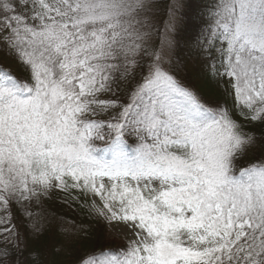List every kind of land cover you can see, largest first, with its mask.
Instances as JSON below:
<instances>
[{"label":"snow or ice","instance_id":"1","mask_svg":"<svg viewBox=\"0 0 264 264\" xmlns=\"http://www.w3.org/2000/svg\"><path fill=\"white\" fill-rule=\"evenodd\" d=\"M180 10L156 47L153 0H0V44L29 71L0 67V210L31 205L39 235L52 189L99 197L98 214L131 222L137 238L84 264H264V133L179 78L169 36ZM210 18L213 77L228 78L245 120L264 123V0H215ZM8 257L0 248V264Z\"/></svg>","mask_w":264,"mask_h":264},{"label":"trees","instance_id":"2","mask_svg":"<svg viewBox=\"0 0 264 264\" xmlns=\"http://www.w3.org/2000/svg\"><path fill=\"white\" fill-rule=\"evenodd\" d=\"M214 3L215 0H178L181 6V21L177 32L170 38L177 45L176 59L181 69L179 78L192 87L209 107L228 109L233 118L244 125L245 131L260 137L264 133V123L245 120L240 115L235 93L228 78L212 75L211 64L218 60V56L215 48L207 47V38L210 35V13ZM159 17L160 25L165 21L166 12ZM156 36L160 42V31ZM216 47H219L218 43ZM0 53L7 59V64L0 67L12 71L21 79L29 76V71L19 62L17 55L5 45L4 49L0 48ZM145 65L144 62V68ZM139 74L137 71L135 80H139ZM219 83L224 85L227 91L225 98L216 92L215 86ZM133 86L134 81L121 85L118 95L122 103L128 102V95ZM128 143L134 147L136 139ZM253 155L254 153L249 152L241 157L237 167L246 166L253 159ZM42 204L43 215L47 217L51 227L37 235L32 229V221L22 218L23 224L18 226V232L26 243L24 247H7L9 263L37 264L39 260L40 264H84L90 257L98 256L102 252L127 249L129 246L105 241L106 224L103 223L102 217L91 209L89 195L78 189H72L69 194L54 188L42 200ZM65 228L75 230L70 247L65 244V234L68 233Z\"/></svg>","mask_w":264,"mask_h":264},{"label":"rangeland","instance_id":"3","mask_svg":"<svg viewBox=\"0 0 264 264\" xmlns=\"http://www.w3.org/2000/svg\"><path fill=\"white\" fill-rule=\"evenodd\" d=\"M173 4H178V0H153L154 5V21H153V37H152V43L156 47L160 46L161 40L164 39L166 36H168V33L165 32V26L169 19V10L172 7ZM166 12L165 21L159 25L160 21V15H163ZM160 31V42H158L157 38V32ZM170 38V36H169ZM1 49H4V45L1 44ZM145 68L144 72L146 73L147 70V60L145 59ZM7 64V59L4 54L0 53V66H5ZM140 76V74H139ZM140 79V77H139ZM216 92H219V95L224 97L226 96V89L224 85L217 84L215 86ZM128 142L135 139V137H125ZM89 195V201L90 206L93 212L96 215H99L97 212V208H102L103 203L100 200L99 197L93 196L91 194ZM93 204H95V207H93ZM24 208H31V205H18V204H12L11 205V211L9 213H2V210H0V213L3 215H7L10 220L11 224L8 225L12 228V232L10 235H5L2 231V228H0V248H7V247H13L16 248L18 246L25 245L26 241L23 238L22 235L18 232V226L23 224L22 218H28L27 213L23 210ZM37 209H33V211H36ZM14 216H13V215ZM16 214V215H15ZM18 216H21L18 218ZM102 217L103 223L106 224V234H105V241L108 242H115V243H121L125 245H130L134 240H136V232L138 229H136L131 222H123L120 220H110L107 218V213L104 216L99 215ZM29 219V218H28ZM30 220V219H29ZM68 233L73 235L75 233V230H72L70 228H65ZM10 260L6 259L5 264H11L9 263ZM13 264V262H12Z\"/></svg>","mask_w":264,"mask_h":264}]
</instances>
